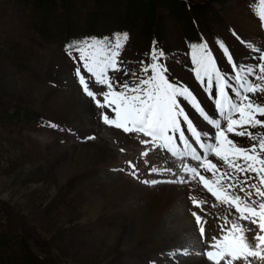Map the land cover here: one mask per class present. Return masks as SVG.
Returning <instances> with one entry per match:
<instances>
[{
  "label": "rangeland",
  "instance_id": "1",
  "mask_svg": "<svg viewBox=\"0 0 264 264\" xmlns=\"http://www.w3.org/2000/svg\"><path fill=\"white\" fill-rule=\"evenodd\" d=\"M130 2L127 7L125 0H0V264H173L165 253L161 254L157 251L170 250L174 247V243L173 247L148 251L144 249L146 245L141 241L135 248L123 250L119 243L111 242L108 219L110 215L103 212L97 220L84 219L85 206L88 202L85 190L89 189L90 185L94 186L92 183L94 181L90 180L92 178L89 173L83 176L69 175V168L73 164L69 151L74 145L82 143L77 140L80 139L78 135H82L81 131L84 134L87 132L81 130L74 120L67 118V111L62 108L60 100L53 102L52 110L42 108L38 104L39 94L43 88H51L56 92L59 91L60 94L66 92L67 79L60 76V71L64 68L66 76L67 72L73 75L72 63L76 62L67 54L72 49L63 47L66 37L64 34L69 31L77 30L82 34L89 32L88 29L96 31L108 27L129 29L127 41H121L123 47L119 58L128 62L122 65L128 69V74H115L129 85L138 83V78L145 77V74L138 76L135 68L143 73L142 68L150 62L153 49L160 50L161 47H165L169 50L179 46L177 51L175 49L169 51L170 54L164 63L173 76L182 78L183 74L177 66L183 65L186 61L187 46L192 57L193 46L207 43L213 53L221 54L223 58L220 61L225 64L226 56L218 46L220 42H223L232 53L233 45L237 44L230 43L228 39L237 35V43L242 44L249 33H258L256 24V29H251L247 25H249L248 21L254 22L253 18H256L254 14L250 19L249 14L252 3L259 5V0H132ZM151 2L153 5L150 8ZM59 3L63 5L59 6ZM157 17L156 25L154 19ZM124 18L127 19L124 21ZM191 19L197 29L193 27ZM55 22V25L47 26L48 23ZM234 26L236 28L232 29ZM155 32L159 36L158 45L150 39ZM88 38L89 36H85L82 41ZM189 38H194V41ZM82 41L73 42L71 45ZM143 52L145 55L141 56ZM73 55H75L74 51ZM140 61L144 63L141 64ZM192 61L190 59L189 63ZM254 61L256 57L252 61V66L255 65ZM55 71L58 75L54 74ZM187 76H191L189 72ZM62 78L65 79L63 83L65 90L59 82V87L47 85L54 80H63ZM68 79L72 83L69 77ZM191 89L202 101L206 111L215 117L214 108L207 104L206 95L199 84L193 82ZM76 90L80 93L78 87ZM117 90H120L119 86ZM227 91L231 95V89ZM213 92L214 94L216 92L215 85ZM98 98L101 99L99 96ZM186 104L187 102L184 101L183 105ZM90 105L96 113L95 119L101 128L111 127L110 129L124 133L122 129L103 124L102 117L98 115L99 110L91 103ZM189 112L201 128L215 131L201 121L191 108ZM60 113L62 115H59ZM36 114L41 117L34 116ZM257 118L264 120V117ZM37 120L40 122L39 127L35 125ZM71 125L79 128L80 132L70 128ZM250 130L264 134V128L259 126ZM90 131L92 132L89 136L95 135V139H88L85 142L100 140L98 138L101 137L95 129ZM124 135L127 139H121L119 143L124 151L120 150L122 157L117 163L118 172L129 173L131 169L128 162L131 161L139 169L140 179L127 175L142 186L183 185L168 182L158 183L159 185L141 183L143 179L160 181L175 179L176 177L165 169L171 165L172 171L179 172L181 162L176 163L175 160L168 158L164 161L165 156L160 152L159 159L153 161L155 154L152 153L143 159L141 151L150 146L139 144L140 139L137 134ZM229 138L250 143L247 137L232 135ZM137 139L139 140L136 143L134 140ZM200 151L202 153V150ZM209 158L216 162L214 157ZM145 159L152 161L145 165ZM187 163L196 162L189 160ZM153 164L159 169L160 173H156L158 175L149 173V168ZM107 168L113 171L112 166ZM180 174L185 173L180 172ZM188 175H184L186 179ZM207 175L211 176L210 173ZM94 179L98 180L95 177ZM198 181L197 177L195 181L184 184L190 186L187 194V204L190 203L188 209L196 211L203 218L206 217L204 219L207 222L204 223L206 236H219V226L224 223L222 217L228 215L229 220H232V217L234 219V216L229 215V211L234 213V209L229 210L224 205H218L215 198L211 197ZM190 183L197 187L196 191L191 190ZM240 194L243 196V193ZM193 197L198 201H204L203 213L192 204ZM189 216L193 224L194 217L190 212ZM240 223L247 224L246 221ZM198 228V225L194 226L196 236H199ZM207 229L212 232L206 231ZM246 235L250 238L253 233ZM201 241L203 242L202 239ZM203 244L198 250L190 248L191 244L173 248L172 257L179 259L175 264H186L187 259H193L192 257H200L213 264L207 259L206 254L199 255L209 250L205 240ZM184 249L191 253L184 254ZM258 261V264H264V261L259 259ZM234 264L241 262L237 261Z\"/></svg>",
  "mask_w": 264,
  "mask_h": 264
},
{
  "label": "snow or ice",
  "instance_id": "2",
  "mask_svg": "<svg viewBox=\"0 0 264 264\" xmlns=\"http://www.w3.org/2000/svg\"><path fill=\"white\" fill-rule=\"evenodd\" d=\"M257 11L264 26V0H259ZM127 39L128 34H123V40ZM218 46L232 67L238 69L231 78L233 82L221 74L207 43L193 46L192 60L196 79L214 101L220 118L208 113L202 101L188 86L170 79L167 75L169 69L162 62L165 55L162 50H152L151 63L142 68L145 77L129 85L119 77L109 75V72L128 74V69L122 66L128 62L119 59L123 45L118 35L114 43L97 39L89 42L85 39L75 45H66V49H72L67 54L88 74H83L81 67L76 69L83 93L91 97L100 109L111 110L101 113L103 124L122 129L126 134L144 137L139 143L150 147L145 148L142 157L147 158L152 152L155 153L152 158L154 161L160 158L157 150H165L181 162L179 172L172 171L171 165L165 169L177 178L168 181L143 179L141 183L186 184L198 177V183L215 198L218 205L234 209V213L229 212L234 219L229 220L228 215L222 217L224 223L219 226V236H206L203 216L188 209L194 217V226H199V237L206 241L209 249L199 254H206L207 259L214 264H221V261L225 264L237 261L250 264V257L264 261V134L250 130L258 126L264 128V120L257 118L264 117V52L249 42V48L261 53L256 57L258 63L239 67L233 62L225 44L220 42ZM90 83L103 86L106 90L97 93ZM117 86L120 90H117ZM228 89H231L232 95H229ZM184 101L215 131L201 128L192 118V113L186 111ZM112 113L115 115L112 116ZM222 121L226 122V126L222 127ZM177 133L183 148L174 143ZM229 133L235 137H247L250 143L230 139ZM120 150L124 151L123 148ZM185 157L196 163H185ZM164 159L166 161L167 157ZM149 162V159L144 160L145 165ZM128 163L131 169L128 174L140 179L136 164L131 161ZM158 171L155 164L149 168L150 174ZM180 172L189 174L188 178ZM209 173L211 176L207 175ZM203 203V200L192 198V204L201 211ZM240 221H246L247 224ZM246 233L253 235L249 238ZM184 254L190 253L185 249Z\"/></svg>",
  "mask_w": 264,
  "mask_h": 264
},
{
  "label": "bare ground",
  "instance_id": "3",
  "mask_svg": "<svg viewBox=\"0 0 264 264\" xmlns=\"http://www.w3.org/2000/svg\"><path fill=\"white\" fill-rule=\"evenodd\" d=\"M248 24L247 26L251 27V29H256L254 22L248 21ZM220 59L222 57L219 58V62L223 64ZM60 76L67 78L65 82L66 92L60 94L58 93L59 91L56 92L51 88H43L41 94H39L40 100L38 104L42 108L52 110L53 102L60 100L62 102V108L67 111L68 117H65L74 120L79 124L80 129L85 130V132H88V129H95L96 133L101 137L98 138L100 139L98 141L93 140L92 142L87 141L74 145V148L69 151L73 158V164L69 168V175L83 176L85 173H89V176L92 178L90 180L94 181L92 182L94 186L90 185L91 189L87 188L85 190L88 195V202L85 206L86 212L84 219L86 221L90 218L97 220L103 212L110 215L108 219L111 221H109L111 242L115 244L119 243L123 250L135 248L139 244L138 242L141 241L146 245L144 249H148V251H157L168 246L173 247L174 244V249L179 246H187L188 244H191L192 246L190 248L194 250L201 248L204 244L199 236H196L197 234L195 235L194 223H191L192 220L190 222L188 211L190 203L187 204V194L190 186L187 187L184 184L177 186L158 184L159 186L156 187H146L147 185L142 186L138 184L123 172L121 174L114 169H112L113 171L108 169L107 167L116 165L121 159V145L119 143H121V139H127L124 135L126 133L110 129L111 127L101 128L96 122V113H94L89 101L81 96L73 82L71 83L69 81L64 68L60 71ZM59 115L62 114L60 113ZM139 139L134 141L136 142ZM157 151L165 157L167 156L164 151ZM167 158L172 161L174 160L169 157ZM92 175L98 180H95ZM85 177L87 176L85 175ZM191 188L192 191L197 190V187L193 184ZM210 216L213 218L212 215ZM209 231L210 233L212 232V230ZM192 258L187 259L186 264H210L200 257Z\"/></svg>",
  "mask_w": 264,
  "mask_h": 264
},
{
  "label": "trees",
  "instance_id": "4",
  "mask_svg": "<svg viewBox=\"0 0 264 264\" xmlns=\"http://www.w3.org/2000/svg\"><path fill=\"white\" fill-rule=\"evenodd\" d=\"M130 1H132V0H125V3L127 4V7H128V5L131 3ZM152 2L149 4V6H150V8L152 7ZM201 11V10H200Z\"/></svg>",
  "mask_w": 264,
  "mask_h": 264
}]
</instances>
